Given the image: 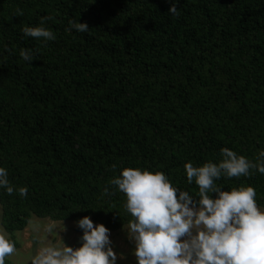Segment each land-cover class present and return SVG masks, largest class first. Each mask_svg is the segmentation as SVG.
<instances>
[{
    "label": "trees",
    "instance_id": "1",
    "mask_svg": "<svg viewBox=\"0 0 264 264\" xmlns=\"http://www.w3.org/2000/svg\"><path fill=\"white\" fill-rule=\"evenodd\" d=\"M177 2L0 0V166L29 189H0L16 249L33 216L126 226L127 197L110 184L125 167L197 192L186 162L264 150V0ZM42 17L56 35L46 43L21 30ZM78 19L89 32L68 31ZM252 171L217 183L254 186L264 206V174Z\"/></svg>",
    "mask_w": 264,
    "mask_h": 264
},
{
    "label": "clouds",
    "instance_id": "2",
    "mask_svg": "<svg viewBox=\"0 0 264 264\" xmlns=\"http://www.w3.org/2000/svg\"><path fill=\"white\" fill-rule=\"evenodd\" d=\"M176 3L170 12L178 15ZM17 15L23 10L17 9ZM49 19L42 17L39 25L25 24L21 30L45 43L54 40L55 33L45 26ZM69 23L68 31L90 30L79 19ZM20 55L29 62L34 59L32 49H21ZM221 156L218 162L185 163L187 181L195 182L197 192L181 189L165 172L150 168L125 167L111 179L110 184L127 197L125 208L132 219L126 228L135 240L138 264H264V206L258 205L255 187L241 184L226 190L217 183L222 177L251 176L252 170L264 174V150L251 160L225 146ZM0 189L9 194L18 191L23 197L29 191L27 186L17 189L4 166H0ZM104 192L110 193V188ZM77 223L84 230L81 246L64 241L44 246L31 264H117L109 227L87 215ZM15 251V240L0 231V264Z\"/></svg>",
    "mask_w": 264,
    "mask_h": 264
},
{
    "label": "rangeland",
    "instance_id": "3",
    "mask_svg": "<svg viewBox=\"0 0 264 264\" xmlns=\"http://www.w3.org/2000/svg\"><path fill=\"white\" fill-rule=\"evenodd\" d=\"M2 208L0 205V231L6 232L1 223ZM51 228V231L49 229ZM83 229L75 221H58L51 218L33 216L29 225L16 232L20 246L9 256L14 264H31L32 257L44 246L63 243L79 247L83 243ZM9 236L10 234L6 232ZM112 246L118 254L117 264H138L135 255L136 243L131 239L124 226L117 231H110ZM123 253V256L120 254Z\"/></svg>",
    "mask_w": 264,
    "mask_h": 264
}]
</instances>
